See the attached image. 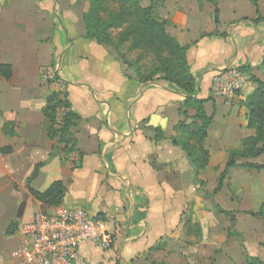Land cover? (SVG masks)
<instances>
[{"label":"crops","instance_id":"0c3cea01","mask_svg":"<svg viewBox=\"0 0 264 264\" xmlns=\"http://www.w3.org/2000/svg\"><path fill=\"white\" fill-rule=\"evenodd\" d=\"M140 4L150 5L149 0ZM157 6L167 34L187 48L194 97L207 100L204 112L212 121L202 142L208 152L204 171L196 180L195 167L181 147L187 136L175 130L194 115L192 110L183 114L187 96L159 77L136 79L124 72L111 48L87 39L82 2L0 0V65L11 68L9 79L0 76L1 216L7 224L13 222L24 194L30 202L24 221L53 209L28 194L26 179L41 163L31 189L44 192L61 182V206L84 209L109 224L110 250L90 243L80 248L88 264H196L194 248L182 240L202 236L200 244L206 247L211 234L224 229L226 242L233 224L243 253L235 243L214 264H245V255L264 263V221L252 216L264 202V169L240 167L264 165V155L237 160L214 194L218 212L226 213L220 216L229 217L227 226L211 225V200L203 197L216 189L229 152L254 135L247 128L244 102L254 88L248 75L258 77L264 56V0H257V8L250 0H158ZM257 12L262 20L256 23ZM228 67L241 69L248 81L226 104L211 86L213 76ZM45 71L53 72L54 79L44 80ZM52 95L69 105L57 111L79 116L70 129L69 152L57 137L51 138L55 123L43 114ZM210 182L213 187H207ZM188 216L199 226L208 220L200 235L184 229ZM4 230L0 264H11L21 237ZM13 238L16 245L10 246Z\"/></svg>","mask_w":264,"mask_h":264},{"label":"trees","instance_id":"16d2710c","mask_svg":"<svg viewBox=\"0 0 264 264\" xmlns=\"http://www.w3.org/2000/svg\"><path fill=\"white\" fill-rule=\"evenodd\" d=\"M250 1L257 8V0ZM90 3L89 12L83 14L87 39L99 45L105 44L111 46L116 42H129L130 49L151 53L156 61V66L153 67V76L157 75L162 81L175 85L187 96L183 104V114L186 115L187 110H192L194 112L191 118L192 122L188 125L180 122L175 130L187 136V141H183L181 147L195 167V177L197 180L208 163V152L202 147V142L206 138L207 129L212 118L208 117L204 112V104L207 100L194 97L196 94V84L187 64V48L179 45L174 38L167 34L165 29L166 23L156 17L152 6H141L140 0H90ZM103 5L110 8L104 11L102 10ZM99 12H105L106 17L98 15ZM215 14H217V10H215ZM260 20H262V17L258 14L256 23ZM215 23H218L216 15ZM115 30L118 37L112 38L110 32ZM261 68L264 69V56ZM0 76L9 79L11 68L0 65ZM253 83L255 84V88L246 97L244 106L247 109V128L254 131V135L242 141L240 150L229 152L228 161L224 171L219 175L214 194L220 191L227 170L237 166V160L256 158L264 155V81L255 78ZM61 107L69 108V105L66 101H59L53 95L48 98L43 108V114L52 125L54 124L56 111ZM78 120L79 116L69 111L64 115L59 130L50 129L51 138L57 137L58 142L64 146L66 152H69L73 147L70 129L74 122ZM156 137L159 138V134ZM69 139L71 140L70 143L68 142ZM42 165L41 163L37 164L26 179L28 194L41 205L50 208L59 207L62 205L65 193L61 182H54L44 192H37L29 187L30 183L36 179ZM240 167L257 171L264 169V165L243 164ZM219 212L225 213L222 210H219ZM252 216L264 221V202L258 212L252 214ZM232 221H234L233 217ZM191 225H195L193 233L200 235L199 225L197 223L192 224L191 218L188 216L184 220L186 232L191 230V228H188ZM14 231L15 228L13 225H10L6 230V235H10ZM244 258L245 264H264L248 255H245ZM150 264L164 263L152 262Z\"/></svg>","mask_w":264,"mask_h":264},{"label":"built area","instance_id":"2783aa9c","mask_svg":"<svg viewBox=\"0 0 264 264\" xmlns=\"http://www.w3.org/2000/svg\"><path fill=\"white\" fill-rule=\"evenodd\" d=\"M46 81L54 73L45 71ZM247 76L228 67L213 76L211 92L226 104L247 84ZM66 110L57 111L55 128L60 129ZM21 243L10 255L11 264H88L79 250L85 243L108 251L113 234L107 222L92 218L81 208L59 206L50 212H35L19 229Z\"/></svg>","mask_w":264,"mask_h":264},{"label":"rangeland","instance_id":"374dc122","mask_svg":"<svg viewBox=\"0 0 264 264\" xmlns=\"http://www.w3.org/2000/svg\"><path fill=\"white\" fill-rule=\"evenodd\" d=\"M79 1L82 2L84 7H85L84 14L88 13L90 10V5H91L90 0H79ZM140 3H141V0H140ZM149 4H150L149 6H152L154 8V13H155L156 17L159 20H161L156 14L157 8H158V6H157L158 0H149ZM141 6H143V4H141ZM102 7H103L102 10H104V11H106L108 8H110V7L107 8L105 5H103ZM104 13L105 12H99L98 15H100L102 17H106ZM110 33H111L112 38L118 37L116 30L112 31ZM106 46L111 48L115 52L116 56L122 61L124 72L130 73V74H132V76L136 77V79H138L140 81H144V82L153 81V79L155 77L156 78L159 77L157 75L153 76V70H154L153 67L156 66V61H155V59L151 53L146 52V51L137 50V49L136 50L130 49V43L129 42H125V43H117L116 42L113 46H111V45H106ZM257 72L259 73L258 77H254L252 74L248 75V76H250L249 81H251L252 83H253V80H255V78L260 80V81H264V69L261 68V64L257 68ZM247 80H248V78H247ZM253 85L255 88L254 83H253ZM254 88H253V90H254ZM186 115H187V113H186ZM186 117L187 118H186L185 122H187V125L191 124L192 119L188 118V116H186ZM246 138H248V137H246ZM246 138H244V139H246ZM240 148L237 150H240ZM224 179H225V177H224ZM224 179H223V181H224ZM207 187H213L212 182H210L207 185ZM229 193L232 194L233 192H231V190H230ZM203 197H204V199H210L211 200V203H210V209H211L210 213L212 215V218L210 219L211 225H217L219 228L222 227L224 224L227 226L228 222H229V217L226 215L225 216L222 215L223 217L220 216L221 214H219L220 212H218V209L220 207L216 206L214 204V201H213V197H214L213 190L210 189L209 191H206L205 195H203ZM198 198L200 199L201 196L198 195ZM196 201H197V199L195 200V203H196ZM3 210H4V208L0 207V237L2 236V232H3L4 228L6 227L4 230V232H6L7 228L10 225H13V227L15 228V231L12 234L7 235V236L14 235V233H16V232L19 235L18 232H19L21 225L24 222H26L24 220L27 218L28 215H30V202H28V195L27 194L23 195L22 202L20 203V206L18 207V210L16 212V219L13 222H10L9 224L4 222V219L1 216L2 215L1 212ZM197 213H198V211H197ZM218 216H220V217H218ZM255 220H256V218H255ZM257 220H259V219H257ZM202 225H205L207 227L208 226V220H204V222H203V219H202V222H200V226H199L200 231H202ZM234 227H235L234 224L231 225L228 237L226 238V242H224L225 240L223 239L225 236V233H224L225 230L224 229L221 232H219V231L213 232L211 234V237L209 240V245L207 244L206 247H202V245L200 244L202 241V236H200L201 238L196 237L195 239L188 241V242L185 241V239L182 241L184 242L183 244L187 243L186 247H188L187 245H189V247L194 248V250H192L191 252L192 253L194 252L192 257L195 258L196 264H214V263H216L218 256H220V254L225 252L224 250H227L228 248H231V247L235 248V243L238 244V247L240 248L241 252L243 253L244 248L241 245L242 240L240 238V235L234 229ZM188 228H191V232H193V230L195 229V225H191ZM15 243H16V240L13 238L12 241H10V246L14 245ZM186 247H185V249H186Z\"/></svg>","mask_w":264,"mask_h":264},{"label":"water","instance_id":"95a60500","mask_svg":"<svg viewBox=\"0 0 264 264\" xmlns=\"http://www.w3.org/2000/svg\"><path fill=\"white\" fill-rule=\"evenodd\" d=\"M68 142L70 143V142H71V140L69 139V140H68Z\"/></svg>","mask_w":264,"mask_h":264}]
</instances>
